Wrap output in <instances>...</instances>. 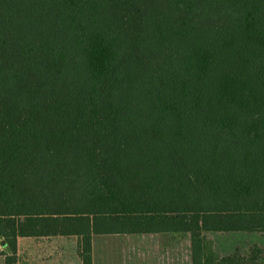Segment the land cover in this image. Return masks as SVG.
I'll use <instances>...</instances> for the list:
<instances>
[{
    "label": "trees",
    "instance_id": "trees-1",
    "mask_svg": "<svg viewBox=\"0 0 264 264\" xmlns=\"http://www.w3.org/2000/svg\"><path fill=\"white\" fill-rule=\"evenodd\" d=\"M264 233V0H0V238Z\"/></svg>",
    "mask_w": 264,
    "mask_h": 264
},
{
    "label": "crops",
    "instance_id": "crops-1",
    "mask_svg": "<svg viewBox=\"0 0 264 264\" xmlns=\"http://www.w3.org/2000/svg\"><path fill=\"white\" fill-rule=\"evenodd\" d=\"M177 232L153 233H123L125 238L114 237L122 233L93 234L92 263L93 264H177V248L175 239H165L164 234ZM158 236L159 241L146 245L145 236ZM111 236V237H110ZM129 236V237H128ZM132 236V237H131ZM135 236V237H134ZM58 236L19 237L18 264H20V245L24 242V264H66L65 237ZM77 238V253L79 264L82 259L79 254L80 243ZM110 238H116L110 239ZM114 240V241H111ZM0 240L1 251L6 250V243ZM111 241V242H109ZM191 264V241H189ZM0 264H5V255L0 252Z\"/></svg>",
    "mask_w": 264,
    "mask_h": 264
},
{
    "label": "rangeland",
    "instance_id": "rangeland-1",
    "mask_svg": "<svg viewBox=\"0 0 264 264\" xmlns=\"http://www.w3.org/2000/svg\"><path fill=\"white\" fill-rule=\"evenodd\" d=\"M159 234L155 236L146 235L145 242L146 245H153V243L158 239ZM164 238H170L176 240L177 248V264H190V254H189V241L190 236L188 233H169L164 234ZM206 239L212 246V248L219 255H228L236 250H239L242 254H248L252 246H258L261 248V254L259 257L260 264H264V233L261 232H245V231H235V232H215L209 231L205 234ZM111 237V236H110ZM123 237L125 235L122 233L119 236ZM129 237V236H128ZM132 237V236H131ZM135 237V236H134ZM63 237L60 236V239ZM65 251H66V264H79V256L77 253V238L76 236L65 237ZM116 240V238H110ZM1 240V238H0ZM111 240V241H114ZM109 241V242H111ZM112 243V242H111ZM20 264H24V242L20 245ZM0 247V252L1 251Z\"/></svg>",
    "mask_w": 264,
    "mask_h": 264
},
{
    "label": "water",
    "instance_id": "water-1",
    "mask_svg": "<svg viewBox=\"0 0 264 264\" xmlns=\"http://www.w3.org/2000/svg\"><path fill=\"white\" fill-rule=\"evenodd\" d=\"M4 242V241H3Z\"/></svg>",
    "mask_w": 264,
    "mask_h": 264
}]
</instances>
